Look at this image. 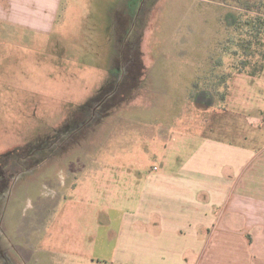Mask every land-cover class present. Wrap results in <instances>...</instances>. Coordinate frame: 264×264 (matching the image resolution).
Returning <instances> with one entry per match:
<instances>
[{
	"label": "crops",
	"instance_id": "0c3cea01",
	"mask_svg": "<svg viewBox=\"0 0 264 264\" xmlns=\"http://www.w3.org/2000/svg\"><path fill=\"white\" fill-rule=\"evenodd\" d=\"M171 3L153 0L151 9H146L149 22L122 5L114 15L112 35L116 45L112 70L118 69L127 47L133 54L121 64L128 69L120 84L125 90L121 103H112L111 110L125 106L134 111L139 130L149 125L144 132L164 144L162 151H150L160 161H74L36 187L43 201L53 198L41 193L42 185L57 191L59 206L44 213L48 222L62 213L73 224L75 236L67 238L70 242L76 238L82 243V230L88 228L92 258L99 262L264 264V70L260 76L240 75L234 80L231 98L219 96L226 83L225 68L210 63V37L203 29L196 36L194 29L179 36L182 20L172 13ZM162 6L168 7V14L159 22L156 12ZM62 12L63 0H0V23L35 32H51ZM172 14L175 19H166ZM162 29L171 32L161 34ZM134 55H140L139 60ZM109 78L79 106L80 113L85 114L105 90L103 98L108 100L117 94L118 90H103L112 84V75ZM229 101L237 108L233 114L244 115L240 110L246 102L250 110L258 107L256 113L245 114L250 135L238 136L234 129V137H224ZM215 117L223 122L217 119L216 125ZM133 150L127 144L126 151ZM32 184L27 188L36 186ZM116 200L120 206H113ZM71 201L79 206H69ZM99 202L105 212L97 208ZM101 211L105 219L97 216Z\"/></svg>",
	"mask_w": 264,
	"mask_h": 264
},
{
	"label": "rangeland",
	"instance_id": "374dc122",
	"mask_svg": "<svg viewBox=\"0 0 264 264\" xmlns=\"http://www.w3.org/2000/svg\"><path fill=\"white\" fill-rule=\"evenodd\" d=\"M247 1L172 0L171 3L172 13H178L182 20L179 36L191 29L196 36L203 29L204 35L210 37V63H219L220 69L225 68L226 83L220 87L221 97L229 94L231 98L233 82L240 75L246 79L251 76L246 72L238 73L241 60L247 61L244 68L247 71L264 63V32L261 44L253 42L247 55L239 42V31L235 30L238 18L246 21L255 16L251 12L243 14ZM152 4L153 0H63L60 20L48 33L0 23V171L4 172L0 173V264H109L92 258L88 228L82 230L84 239L79 244L76 238L72 239L74 242L67 239L75 234L71 229L73 224L68 223L62 213L55 215V221H47L44 211L57 208V191L42 185L41 193L53 198L52 202L43 201L36 187L41 180L59 176L56 174L59 168H68L74 161H160L150 151L160 152L164 144L156 140V135L144 132L149 125H142L139 130L134 111L126 110L125 106L111 110L112 103H121L125 87L120 84L127 79L128 72V69L112 70L116 54L112 36L116 11L123 5L131 14L140 13L149 22L146 9H151ZM167 10L165 6L157 7L159 22L166 17ZM253 26V23L248 25ZM162 30L161 34L171 32ZM187 38L191 43L192 39ZM217 49L221 51L219 55ZM132 54L133 50L127 47L119 67ZM137 57L135 60H139ZM232 67H236L232 76L226 77ZM152 74L151 78L155 79L154 71ZM110 75L112 84L105 89H113V93L118 90L117 94L108 100L103 98L105 90L87 106L88 113H80L83 111L79 106L94 96ZM138 102L139 98L136 104ZM232 104L230 101L227 104L224 120L215 117L212 121L216 125L217 119L224 121L228 129L226 139L234 137V129L238 136L250 135L251 127L245 114L256 113L258 107L250 110L246 102L240 110L244 115H239L232 113L237 110ZM129 143L134 150L127 152ZM146 145L151 150L148 151ZM43 161L46 163L40 166ZM38 165L31 174L30 170ZM30 182L36 186L27 188ZM98 200L101 202L100 198ZM100 202L97 208H104L105 212ZM120 202L114 201L113 206H120ZM75 205L79 206L72 201L69 204ZM103 211L97 215L101 219H105Z\"/></svg>",
	"mask_w": 264,
	"mask_h": 264
},
{
	"label": "trees",
	"instance_id": "16d2710c",
	"mask_svg": "<svg viewBox=\"0 0 264 264\" xmlns=\"http://www.w3.org/2000/svg\"><path fill=\"white\" fill-rule=\"evenodd\" d=\"M244 15H248L250 12L255 13L253 19H248L246 21H242L240 18L237 19V23L235 25V30L239 31V36H241L240 44L243 46L244 53L248 55V49L251 44L254 42L257 45H260L262 42V33L264 32V0H248L247 3L243 6ZM253 23V27H248L249 24ZM264 61V53H263ZM246 60H241V66L238 67V73L246 72L251 76H256L258 73L263 72L264 63H261L258 68L251 69L252 71L245 70ZM236 67H232L226 77H231ZM106 86L103 88L105 90ZM216 89V87H215ZM222 95V94H221ZM76 127L73 125V128Z\"/></svg>",
	"mask_w": 264,
	"mask_h": 264
},
{
	"label": "flooded vegetation",
	"instance_id": "af4514ba",
	"mask_svg": "<svg viewBox=\"0 0 264 264\" xmlns=\"http://www.w3.org/2000/svg\"><path fill=\"white\" fill-rule=\"evenodd\" d=\"M118 69H119V70H121V71H122V70H126L125 68H124V69H122V67H121V66H120V67H118ZM0 173H1V174H4V172H3V171H0ZM1 174H0V175H1ZM5 176H6V175H5ZM6 178H7V176H6L4 179H2V182H3V183H5V180H6ZM6 182H7V181H6ZM7 184H8V182H7ZM0 190H1V185H0Z\"/></svg>",
	"mask_w": 264,
	"mask_h": 264
}]
</instances>
